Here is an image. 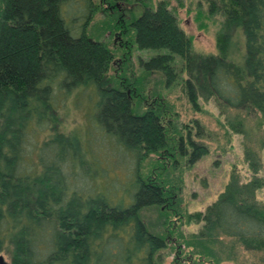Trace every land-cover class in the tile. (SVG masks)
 Here are the masks:
<instances>
[{
	"label": "trees",
	"instance_id": "obj_1",
	"mask_svg": "<svg viewBox=\"0 0 264 264\" xmlns=\"http://www.w3.org/2000/svg\"><path fill=\"white\" fill-rule=\"evenodd\" d=\"M122 1L128 2L103 3L112 7ZM132 1L140 14L116 23L128 41L126 61L133 45L161 51L140 64L147 74H164L170 86L180 57L187 72L183 90L194 109L200 110L201 100L214 99L222 113H260L264 121V0H204L210 16L222 17L218 53L208 55L194 51L168 1ZM68 3L0 0V252L10 264H161L168 239L150 231L141 212L173 211L182 180L172 183L170 173L178 161L190 166L209 148L196 143L191 131L185 138L183 124L169 122L165 101L139 99L145 97L142 77L111 75L115 52L87 34L99 5L81 0L70 16ZM238 29L244 35L240 62L231 58ZM71 103L88 109L87 126L64 133L58 112ZM230 121L245 132L242 120ZM45 132L50 135L39 139ZM113 153L119 165H131L127 182L111 180ZM152 154L158 157L149 165L151 173L145 172L143 163ZM256 157L246 150L254 172L250 180L233 171L206 211L177 214L187 225L203 222L202 230L184 241L202 262L220 263L205 248L219 236L264 251V204L257 199L264 179ZM178 237L183 241L184 234Z\"/></svg>",
	"mask_w": 264,
	"mask_h": 264
},
{
	"label": "rangeland",
	"instance_id": "obj_2",
	"mask_svg": "<svg viewBox=\"0 0 264 264\" xmlns=\"http://www.w3.org/2000/svg\"><path fill=\"white\" fill-rule=\"evenodd\" d=\"M80 1L70 0V3L65 6L70 16L76 11L77 3ZM94 1L99 7L87 28V34L94 41L106 42L115 52L116 61L114 69L110 71L111 75L121 77L127 73L128 76L134 78L142 77L144 81L139 84L142 86L140 92L142 91L145 97L141 94L139 99L144 100L143 102L147 100V104L159 98L165 101L167 106L171 108L168 117L169 122L183 124L184 128L181 129L179 126V129L185 138H187V133L191 131V138L196 143L206 145L209 148L206 155L190 166H182L178 161L176 170H172L170 173L172 183L176 179L177 181L182 180V184L177 182L174 192L177 203L176 207H172V209L174 208L173 211L163 215L160 208L147 207L141 212V217L149 230L166 236L168 239V248L160 252L161 264H208L207 259L204 258L206 261L203 259V263L199 255L184 243L191 234L199 233L202 230L203 222L187 225L185 223L186 218L181 219L180 215L177 214L206 211L225 190L233 171L239 172L244 181L250 180L254 176V172L246 160V150L254 151L257 154L256 158L261 160V170L258 176L264 179V121L261 119V114H248L245 111L234 109L222 113L214 99L201 100L200 110L194 109L183 90V82L187 78V72L182 58L175 57L173 66L176 80L170 86L166 85L164 74L161 72L147 74L140 64L141 61L149 60L161 51L140 50L133 45L130 61L124 59L123 55L126 48L123 44L128 41L125 40L119 30H116V23H118L119 17L127 18L130 13L135 16L139 15L141 7L132 0L119 2L118 5L112 7L104 5L103 0ZM153 1L154 4H157L161 0ZM166 1L169 2L170 9L177 16L181 28L192 38L194 51L204 55L217 54V35L222 17L220 15L210 16L208 13L209 5L204 0ZM243 54L244 35L243 31L238 29L232 44L231 58L240 62L243 60ZM87 110L82 107L76 108L74 104L68 105L65 110L59 109V131L72 133L85 129ZM230 120L235 121V125L242 120L245 132L241 133L234 130ZM49 135V132H45L38 137L42 140ZM92 135V137H96V135ZM191 150L188 149V154L191 153ZM111 156L115 162L118 161L119 156L116 153ZM157 157V155L152 154L144 161L145 172L151 173L152 169L149 165ZM108 159L110 161L111 180L118 179L122 183L127 182L130 163L125 161L126 163L123 162L122 165H119L118 162L115 164L111 158ZM117 193H114L115 198ZM120 193H123V187ZM257 199L264 204V187L257 192ZM180 233L184 234L183 241L178 237ZM205 248L220 259L219 264H264V251L247 250L237 241L224 236H219L205 244ZM0 254L10 263V258L5 252H0Z\"/></svg>",
	"mask_w": 264,
	"mask_h": 264
},
{
	"label": "water",
	"instance_id": "obj_3",
	"mask_svg": "<svg viewBox=\"0 0 264 264\" xmlns=\"http://www.w3.org/2000/svg\"><path fill=\"white\" fill-rule=\"evenodd\" d=\"M0 264H10L5 260V257L2 254H0Z\"/></svg>",
	"mask_w": 264,
	"mask_h": 264
},
{
	"label": "flooded vegetation",
	"instance_id": "obj_4",
	"mask_svg": "<svg viewBox=\"0 0 264 264\" xmlns=\"http://www.w3.org/2000/svg\"><path fill=\"white\" fill-rule=\"evenodd\" d=\"M116 5H118V4H116Z\"/></svg>",
	"mask_w": 264,
	"mask_h": 264
}]
</instances>
